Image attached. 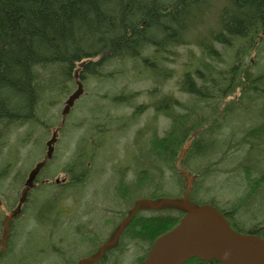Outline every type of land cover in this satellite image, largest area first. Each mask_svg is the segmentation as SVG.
I'll use <instances>...</instances> for the list:
<instances>
[{
    "label": "trees",
    "instance_id": "obj_1",
    "mask_svg": "<svg viewBox=\"0 0 264 264\" xmlns=\"http://www.w3.org/2000/svg\"><path fill=\"white\" fill-rule=\"evenodd\" d=\"M221 1L219 5V0H0V151L12 127L47 122L48 108L61 102L73 92L75 86L77 88L80 82L86 83L91 77L105 80L122 74H147L156 84L160 83L171 76L169 69L164 67L165 60H168L167 53L180 46L195 45L204 56L212 58L220 55L217 45L232 48L234 52L232 49L227 50L237 54L238 51L250 53L257 39L264 40V0ZM239 61L243 62L240 56L229 74L226 69V73L221 71L219 76L208 74L212 70L206 61H202L203 67L198 62L186 68L180 85L184 92L194 96L192 101L198 103L196 106L181 102L173 95L158 97L159 101L155 99L153 106L156 112L164 113L171 120V126L163 136L155 133L149 144L142 148L145 153L137 156L132 167L137 169V176L127 181L123 178V171L116 174L117 184L109 188L111 193L116 190L113 193L130 205L138 196L155 198L159 194L167 195L168 192H163V170L158 174L151 166L153 163L159 162L183 177L177 162L190 169L187 163L190 154L196 158L212 156L199 172L201 178H207V175L223 170L232 158H228L231 151L243 149L242 163L238 161L235 167L245 169V180L246 183L249 181V185L236 207L251 202L259 185H264L263 161H251L264 153V69L256 73L245 69L240 73L244 65H238ZM120 64L124 68H119ZM106 66L114 68L105 70ZM238 89L239 97L226 101ZM134 94L120 92L107 98L113 103H120L123 98H127V101L121 102L126 104L132 102L130 100L134 99ZM262 99L261 108L257 111L260 116L256 120L238 121L240 116L236 117V114L248 104ZM178 108L187 111L182 112ZM141 112V106H138L134 116ZM234 114L235 118L231 120ZM228 125L232 131L230 139L216 136ZM91 126L98 129L103 124ZM190 139H193L190 147L180 158ZM219 140L223 141V145L216 149L213 143ZM148 152L152 157L147 155ZM96 155L95 148L89 164L94 165L93 158ZM145 156L147 161L150 159L153 163L142 164ZM77 165L69 163L67 166L71 171ZM142 165L146 166L144 170ZM91 167L85 171L82 166L84 176L80 179L76 169L70 178L74 180L72 183H60L61 186L56 187L57 183L48 182L56 188L51 201L60 195H65L67 199L68 187H75L78 181L82 183L79 184L81 187H85L83 180L90 181ZM236 171L239 169L234 168ZM234 172L229 170L227 173ZM9 173L7 166L3 174L6 176ZM152 178L160 179V182L154 181L155 188L150 193L145 192L146 188V191L149 190L147 184L152 182ZM199 184L200 180L196 178L192 198L199 203L208 202L219 206L206 197H200L203 201L196 198ZM247 198L250 199L246 201ZM33 201L34 197L30 194L27 203L32 204ZM221 210L231 219L226 209ZM59 215L60 212H57L50 220L51 227L55 226V219ZM182 215L183 212H172L152 222L137 220L131 229L137 233V242L150 237L147 243L149 247L157 236L174 227ZM44 220L48 219L37 217V222ZM236 228L240 232L264 237V225L251 231L238 225ZM54 230L57 228L52 229L50 235H53ZM77 242L74 241L75 244ZM185 264L221 263L193 258Z\"/></svg>",
    "mask_w": 264,
    "mask_h": 264
},
{
    "label": "rangeland",
    "instance_id": "obj_2",
    "mask_svg": "<svg viewBox=\"0 0 264 264\" xmlns=\"http://www.w3.org/2000/svg\"><path fill=\"white\" fill-rule=\"evenodd\" d=\"M220 4H222L221 0H219ZM215 9L214 11H216ZM217 48L220 51L218 58L204 56L195 45L174 48V51L167 53L168 60H165L164 64V67L169 69L168 71H170L171 76L157 84L147 74L134 76L126 72L124 74L127 75H117L115 78H106L105 80L91 77L86 83H83L84 93L76 101L75 106L66 116L64 122H62L61 111L68 96L64 97L61 102L48 108L46 119L49 120L47 122H31L12 127L8 140L0 151V173H3L7 166L10 170V173L6 176H0V179H2L0 182L2 191L0 199L7 206H15L17 204L28 173L34 168L36 163H40L46 158V141L50 138L53 131L59 127V130L57 129L58 142L53 157L49 161L51 163H48L41 172L37 189L31 192L34 201L32 204H25V213L21 217L20 227L19 223L15 226V236H13L12 241L9 243L10 250L0 259V264H36L39 261H43L45 264H55L51 261L52 257L48 249L47 236L51 225L50 220L53 219L57 212H60L61 215L55 219V227L59 230V234L67 237L66 227L60 224L66 219V205L68 206L70 203L68 196L66 199L65 195H60L55 201H51L53 192L56 189L54 185L56 183L55 180L60 179L61 184L67 183H63V181L71 178L76 169H78L77 177L80 179V177L84 176L82 166L85 167V171L88 167L92 166L91 170L89 169L90 182L88 183V188L92 187L93 190L95 188L98 198L103 201L111 197L109 188L116 187L115 185L118 180L116 178L117 173L123 171V178L127 181L137 176V169H133L132 167L135 166L137 156L140 153H145L142 148L149 144L151 137L155 133L158 136H163L171 126V120L164 113L156 112L155 105L153 106L155 99L159 101L158 97L166 98L169 95H173L181 102L191 106L198 104L192 101L194 96L184 92L181 88L180 82L184 77L186 68L195 66L202 59L203 62L206 61L210 64L209 68L212 71L208 74L219 76L221 71L226 73V69H228L227 74H229L232 66L235 65L237 58L240 56L243 62L239 61L238 65H244V69H240V73L245 71V69L255 73L261 68L264 69L263 38L257 39L254 48L248 54H243L239 51L238 54L233 53L232 48L219 45H217ZM227 49H232L233 52ZM202 61L200 63L201 67H203ZM113 68L114 66H106L105 70ZM119 68H124V66L120 64ZM198 82L203 83L200 80ZM75 88L76 86L72 91ZM120 92H135L134 95L136 96L133 100L129 99L132 101L131 103L126 104L121 102L127 101V98H123L120 103H113L110 98H107ZM239 95L240 91L238 89L235 95L230 96L226 101L232 98L236 99ZM262 101L263 99L248 104L240 113L236 114V117L240 116L238 121H247L251 118L256 120L260 116V113L257 111L261 108ZM138 106H141L142 112L134 116V112ZM178 109L182 112L187 111L183 108ZM232 117L231 120H234L235 114ZM96 123L103 124V126L98 129L93 128L91 124L95 126ZM231 133V127L228 125L216 136L227 140L230 139ZM236 133L239 135V131ZM219 145H223V141L219 140L213 143L216 149ZM95 148L97 155L93 158L95 162L93 165L89 164V159ZM243 152V149L231 151L230 157L228 156V158L232 157L230 161H228L226 166H224L225 163L223 162L225 169L218 170L211 176L207 175V178H201V173L199 172L201 171V167L212 156H200L196 158L190 154L187 160L190 169H185L179 162H177V167H179L181 173L185 169L192 175H196V178L200 180L196 191V195H198L196 198L198 200L203 201L204 199L200 197H206L205 199L217 203L220 208L226 209L229 212L231 219L236 225L251 231L264 225V185H259L250 203L245 202L242 207L240 205L236 207L241 198L245 196L247 191L245 189L249 185V181L246 183L245 180V169L238 166L235 167L237 162L243 158ZM147 155L152 157L149 152ZM146 158L147 156L143 158L142 164L146 163L150 165L148 162L153 163L152 160L149 159L147 161ZM139 160L141 162V158ZM251 161L256 163L263 161L261 163L264 164V153H260L259 158L256 159L254 157ZM80 162H85V164L80 165ZM69 163L75 166L76 164L78 165L75 169L69 171L67 166ZM239 163H242V160ZM138 165L139 162L137 161L136 167ZM142 166V170H144L146 166ZM151 166L158 171V174L163 170V192H168L164 196L175 197L182 195L186 188L184 177H181L177 172L171 171L164 165L162 166L159 162L153 163ZM234 168H238L239 171L234 172ZM229 170L234 173H227ZM43 178L48 179L54 184L43 183ZM159 180L152 178V182L147 184L149 190L146 191V188L145 192L150 193L155 188L154 181L160 182ZM60 183H57L56 187H60ZM41 184L44 185L40 187ZM80 184L82 183L80 182ZM79 186L81 187V185ZM56 192L58 193L57 190ZM90 193L92 192L90 191ZM140 197L142 196H138L137 198ZM248 199L250 198H247L246 201ZM3 213L4 210L0 209V218L4 215ZM158 213H162L163 215L170 214L167 211ZM38 216H44L48 220H44L41 223L37 222ZM1 230L2 226L0 227ZM21 231L23 233L20 236V240H18ZM134 249L135 247L132 246L128 250L121 264H141V261L144 259V250L147 247L141 241H138L136 252L133 256L130 252L134 251Z\"/></svg>",
    "mask_w": 264,
    "mask_h": 264
},
{
    "label": "water",
    "instance_id": "obj_3",
    "mask_svg": "<svg viewBox=\"0 0 264 264\" xmlns=\"http://www.w3.org/2000/svg\"><path fill=\"white\" fill-rule=\"evenodd\" d=\"M82 92V86L79 84L78 89L66 101L63 109L64 115L70 111ZM55 139L53 137L47 142L48 158L52 156V143ZM41 166L42 164L39 163L30 172L17 207L5 216L3 221L5 229L1 238L0 253L7 247L11 219L21 212L22 204L26 201L28 191L33 187ZM185 175L188 193L193 184V177H190L187 172ZM142 207H174L185 212L176 226L155 239L142 264H184L194 257L205 261L216 260L223 264H264V238L262 236L237 231L218 208L207 203L199 204L188 198L187 195L182 198L139 199L130 215L118 226L117 234L113 236L111 241L100 247L97 252L98 256L103 254L104 248L117 242L125 224ZM96 259L90 258V261Z\"/></svg>",
    "mask_w": 264,
    "mask_h": 264
},
{
    "label": "flooded vegetation",
    "instance_id": "obj_4",
    "mask_svg": "<svg viewBox=\"0 0 264 264\" xmlns=\"http://www.w3.org/2000/svg\"><path fill=\"white\" fill-rule=\"evenodd\" d=\"M38 176L36 179V185L38 184ZM66 182L72 183L74 180L72 181L68 178ZM85 183V187L76 186L80 184V181L75 184V187L74 185L68 187L67 196L70 203L68 206L66 205V219L60 224L61 226L66 227L67 237L59 234L58 229L54 230L53 235H50L52 229L57 227H49L47 237L48 249L52 257L51 261L55 264H121L123 257L127 255L128 250L132 248V246H134L135 249L130 252V254L134 256L136 252V244L138 243L136 240L138 237L137 233L132 231V225L135 224L137 220L152 222L157 217H164L165 215L158 213L163 212V210H151L147 208L139 210L132 217L129 223L124 226L119 235V240L113 246L105 248L103 254L99 258L94 261H90L88 258L91 256L96 257V252L100 249V247L110 240L114 234H116L119 224L132 210L136 202V198L133 200V204L130 205L129 202L126 203L123 198L114 194L113 192L116 190H113L111 197L102 201L98 198V193H95L97 191L95 188L94 190L92 187L88 188L89 181ZM90 191L92 193H90ZM29 195L30 193L28 194V197ZM14 207L7 209V206L4 203L2 206L0 205V208L4 210L3 218L7 211L13 209ZM23 214L24 209H22L20 215L11 220L8 246L4 252L0 254V259L9 250V243L12 241L13 236H15V226L18 225ZM2 231H0V239ZM22 233L23 232L21 231L18 236V240H20ZM150 239V237L142 239V243L147 247V243ZM74 241L78 242L75 244ZM53 243L54 246H51ZM146 253L147 251H145L144 255ZM36 264H45V262L39 261Z\"/></svg>",
    "mask_w": 264,
    "mask_h": 264
},
{
    "label": "bare ground",
    "instance_id": "obj_5",
    "mask_svg": "<svg viewBox=\"0 0 264 264\" xmlns=\"http://www.w3.org/2000/svg\"><path fill=\"white\" fill-rule=\"evenodd\" d=\"M194 137H195V134H194ZM191 143H192V140H189V141L185 144V146H184V148H183V150H182V152H181V158L184 157V154L186 153L187 149L190 147ZM182 153H183V155H182Z\"/></svg>",
    "mask_w": 264,
    "mask_h": 264
}]
</instances>
